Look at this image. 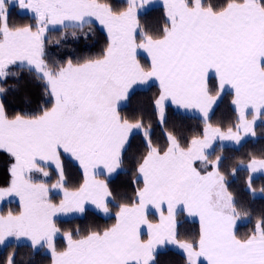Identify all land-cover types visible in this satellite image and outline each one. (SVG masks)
<instances>
[{
	"label": "snow or ice",
	"instance_id": "snow-or-ice-1",
	"mask_svg": "<svg viewBox=\"0 0 264 264\" xmlns=\"http://www.w3.org/2000/svg\"><path fill=\"white\" fill-rule=\"evenodd\" d=\"M154 4L0 0V84L11 77L18 82L26 71L38 89L26 96L25 112L10 115L0 99V156L7 172L0 202L18 199V210L0 213V246L26 241L33 251L46 250L50 264H160L158 252L167 246L182 250L185 264H264V209L241 235L239 227L254 212L229 182L245 172V191L255 198L264 149L231 164L225 155L256 140L257 122L264 124V0H161L163 24L142 25L141 13ZM16 8L31 22L10 23ZM96 25L105 41L99 52L56 57L49 51L50 32L60 31V45L69 32L76 37ZM152 87L151 115L159 125H167L171 104L198 113L202 126L190 136L165 127V144L155 142L143 112L131 118L122 113L138 88ZM228 90L236 119L225 127L213 116ZM8 91L0 86V97ZM138 134L142 152L129 158ZM65 158L82 170L83 182L74 189ZM126 162L137 186L113 213L108 177ZM89 205L115 222L63 227L61 217L83 216ZM189 218L198 220L194 237ZM0 264H18L16 251Z\"/></svg>",
	"mask_w": 264,
	"mask_h": 264
},
{
	"label": "trees",
	"instance_id": "trees-1",
	"mask_svg": "<svg viewBox=\"0 0 264 264\" xmlns=\"http://www.w3.org/2000/svg\"><path fill=\"white\" fill-rule=\"evenodd\" d=\"M123 3V0H119ZM30 17L21 15L17 10H12L10 15V23L20 24V23H30ZM163 9L162 7H155L148 11L147 14L141 15V24L146 26H155L157 24H163ZM49 39L52 41L48 45L49 51L52 55L60 57L63 53L75 52L77 55H89L99 52L104 46V37L102 35V29L98 25L95 26L94 31H89L87 28L83 32L78 31L76 37H72L70 32L66 35V38L61 40L60 45L55 44V40L60 39V31L56 30L50 32ZM141 57V56H140ZM142 63H148L144 57L140 58ZM21 75L24 77L17 82V79L11 77L7 80L6 84H0V86L7 87L9 91L3 97H0L5 102L6 108L10 115L16 112H25L29 110V106L25 102L26 96H30L33 93L38 92L37 85L34 80L27 74V72H22ZM157 92L156 87H152L151 90L138 88L136 94L132 97L131 102L126 104L122 108V113L128 115L130 118L139 115L141 112L145 114L146 121H150L153 126L154 131V141L160 145L165 144L164 131L165 127L167 130H174L178 134L183 136H190L196 131L200 125L199 115L194 112H183L181 110H176L173 106L169 105L166 109L167 113V125L161 126L157 123L154 117H152L150 99L155 96ZM231 94L226 92L223 95L221 101L214 108V123H221L225 127L233 123L236 119L234 108L230 103ZM141 136L142 134L136 135L135 139L132 140L131 147L128 149L129 158L139 157L142 152L141 148ZM261 149H264V124L259 121L257 123V139L246 141L239 148L226 149L225 155L229 159V163H234L235 158H243L248 152H255L257 155L260 154ZM5 158L0 156V174L2 175L6 172ZM65 171L68 176V187L74 189L83 182L82 170L79 165L74 160L70 158H65ZM134 173L132 171L130 163L126 162L122 167L121 171L111 178H108L109 186L113 190L116 197L112 207L113 213L115 212L114 205L116 203L127 202L129 197L134 195V190L136 184L132 183ZM245 178L246 173L241 171L237 176H229V182L231 190L236 193L238 200L242 199L246 204H248L254 212L251 222H244L241 227H239L238 232L243 235L248 232L252 224L254 223L256 215L264 209V195L259 193V189L264 188V177H258L254 181V186L257 188V196L253 198L250 194L245 191ZM55 177H53V180ZM55 200H59L60 196L56 195L53 197ZM14 205L11 210H18V205ZM9 206V205H8ZM5 204L2 208V213L8 211V207ZM65 220L63 224L64 228L75 227L79 225L82 229H86L90 226L106 227L114 223L113 217H105L101 213L95 210H88V212L83 216H76L74 219L70 218H60ZM186 225L190 229V235L195 236L198 232V223L191 220H186ZM64 241L62 238H58L57 245L58 248L64 246ZM15 245V247H13ZM16 251V258L18 264H50L49 254L40 249L38 251H33L30 249L26 243H9L8 245L0 248V259H3L8 252ZM158 260L160 264H185V255L173 250V249H163L158 252Z\"/></svg>",
	"mask_w": 264,
	"mask_h": 264
},
{
	"label": "rangeland",
	"instance_id": "rangeland-1",
	"mask_svg": "<svg viewBox=\"0 0 264 264\" xmlns=\"http://www.w3.org/2000/svg\"><path fill=\"white\" fill-rule=\"evenodd\" d=\"M157 1L158 0H155V4H154V6H153V8H155V7H162L161 6V3H157ZM152 9V8H151ZM15 10H17V12L18 13H21L22 12V10H20L19 8H16ZM142 14H144V13H141V15ZM29 17H30V15H29ZM99 26V25H98ZM54 31H56V30H54ZM53 32V31H52ZM142 57H144L145 59H146V54H142L141 55V57L140 58H142ZM146 61L148 62V60L146 59ZM142 89H145V88H142ZM226 92H230V90H228V91H226ZM169 105H171V104H169ZM171 106H173L176 110H181V111H183L182 109H177L176 108V106L175 105H171ZM184 112V111H183ZM198 114V113H197ZM199 115V114H198ZM259 122V121H258ZM257 122V123H258ZM121 171V169L120 170H118L117 171V173H119ZM117 173H114L111 177H113L114 175H116ZM111 177H108V178H111ZM7 179V173H3L2 175L0 174V183H2L4 180H6ZM11 203H14V204H16V205H18V199L17 198H6L4 201H2V202H0V213H2V208H3V206L5 205V204H7V208H6V210H11V208H14V205L13 204H11ZM7 212V211H6ZM6 212H4V213H6ZM103 215V214H102ZM61 218H64V217H61ZM149 218L150 219H152L153 221H155L156 220V217L154 216V215H152V214H150V216H149ZM9 243H12V242H9ZM15 243V242H14ZM19 243H26V244H28L26 241H21V242H19ZM4 246H0V248H3ZM46 253H47V251L46 250H44Z\"/></svg>",
	"mask_w": 264,
	"mask_h": 264
},
{
	"label": "crops",
	"instance_id": "crops-1",
	"mask_svg": "<svg viewBox=\"0 0 264 264\" xmlns=\"http://www.w3.org/2000/svg\"><path fill=\"white\" fill-rule=\"evenodd\" d=\"M161 3V0H158L157 1V3ZM183 110V109H182ZM184 111V110H183ZM185 112V111H184ZM195 113V112H194ZM78 164V163H77ZM99 179H105V176H103V175H101L100 177H98ZM88 209H90V210H95V211H97L93 206H91V205H89L88 206ZM102 214V213H101ZM152 215H154L155 217H156V220L158 219V213H156L155 212V210H153V212L151 213ZM189 220H191V221H195V222H197L198 223V220L196 219V218H189ZM166 248H169V249H173V250H176V251H178V252H180V253H182L183 255H184V253L182 252V250H180V249H177V248H175L174 246H167ZM166 248H161L159 251H161V250H163V249H166Z\"/></svg>",
	"mask_w": 264,
	"mask_h": 264
}]
</instances>
